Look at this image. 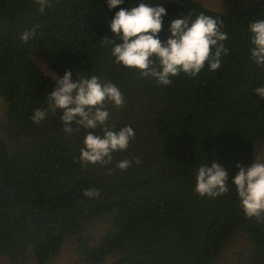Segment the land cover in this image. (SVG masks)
I'll list each match as a JSON object with an SVG mask.
<instances>
[{
  "label": "trees",
  "instance_id": "obj_1",
  "mask_svg": "<svg viewBox=\"0 0 264 264\" xmlns=\"http://www.w3.org/2000/svg\"><path fill=\"white\" fill-rule=\"evenodd\" d=\"M138 2L109 10L106 0H51L41 14L34 0H0V257L50 264L72 239L79 264H214L241 234L246 263L264 264V224L244 215L231 184L236 165L254 163L264 139V100L254 93L264 86V68L251 61L248 31L264 19V0L226 14L195 0H144L166 9L162 42L170 23L189 12L218 18L227 32L228 53L218 70L206 64L196 77L181 74L169 86L116 64L113 45H102L112 38L115 13ZM36 25L35 36L22 42L21 33ZM68 70L73 79L95 75L112 82L124 97L122 107L106 103L108 125L130 126L135 136L106 166L81 165L89 130L63 133L62 110L38 126L30 120L35 109L47 107L55 87L48 72L62 77ZM136 159L126 171L115 167ZM213 162L228 173L229 191L201 198L195 177ZM90 188L98 198L83 196ZM97 222L107 225L95 238Z\"/></svg>",
  "mask_w": 264,
  "mask_h": 264
},
{
  "label": "clouds",
  "instance_id": "obj_2",
  "mask_svg": "<svg viewBox=\"0 0 264 264\" xmlns=\"http://www.w3.org/2000/svg\"><path fill=\"white\" fill-rule=\"evenodd\" d=\"M108 9L117 8L124 0H106ZM38 11L43 14L52 6L51 0H34ZM166 9L163 6L151 7L144 0H139L133 7L120 8L110 22L112 38L105 37L102 45H113L111 54L114 62L125 69L134 70L142 78L151 77L158 85L169 86L174 77L181 74L196 77L207 64L210 71L221 67V59L228 50L224 46L227 32L223 31V22L218 18L203 13L193 18L192 13L181 15L169 26L170 36L161 41L158 34L162 31L163 17ZM38 25L23 31L22 42L32 39ZM250 57L258 68H264V19L251 22ZM118 41V42H117ZM55 87L45 101V109L37 108L30 120L39 125L49 112L55 115L62 110L59 120L64 125L63 133L71 136L81 129L89 130L80 149L79 162L82 166H106L112 161V154L128 149L135 131L130 126L114 130L108 125L109 112L106 103L122 107L124 97L119 88L112 82L101 81L91 75L73 79V71H65L62 77L52 74ZM255 95L264 100V86L254 89ZM72 125H75L74 127ZM102 135H94L93 130ZM135 161L122 160L116 168L126 171ZM236 175L231 184L236 190L240 207L247 218H254L264 224V163L254 162L247 165H236ZM113 169H108L111 174ZM228 173L219 164L205 163L198 168L195 177L194 192L201 198L215 199L226 194ZM96 189H87L83 196L88 199L99 197Z\"/></svg>",
  "mask_w": 264,
  "mask_h": 264
},
{
  "label": "rangeland",
  "instance_id": "obj_3",
  "mask_svg": "<svg viewBox=\"0 0 264 264\" xmlns=\"http://www.w3.org/2000/svg\"><path fill=\"white\" fill-rule=\"evenodd\" d=\"M154 3H165L170 0H149ZM206 8L226 14L235 9H244L255 0H195ZM52 76L51 72H48ZM5 103L0 98V139H4L5 126ZM255 162L264 163V139L260 141L256 154ZM107 223V222H105ZM104 222L94 223L91 227L93 237L97 238L102 234L106 225ZM95 242V241H94ZM247 243L245 237L238 234L234 237L230 245L225 249L223 254L214 262V264H247ZM0 264H14L7 258L0 257ZM22 264H35L33 261H26ZM50 264H79L78 256L75 253V245L72 239H68L62 245L60 253L51 261Z\"/></svg>",
  "mask_w": 264,
  "mask_h": 264
}]
</instances>
